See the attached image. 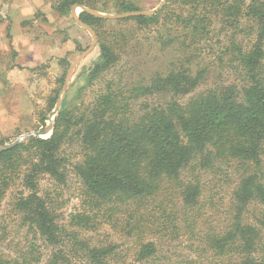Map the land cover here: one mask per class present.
<instances>
[{"label":"trees","instance_id":"1","mask_svg":"<svg viewBox=\"0 0 264 264\" xmlns=\"http://www.w3.org/2000/svg\"><path fill=\"white\" fill-rule=\"evenodd\" d=\"M99 4L110 14L139 11L136 0L52 8L72 16ZM79 19L97 33L88 82L109 73L140 31L155 28L157 42L192 52L144 84L105 81L92 102H63L48 139L0 152V215L12 193L7 215L31 236L11 248L1 220L0 264H264V0H165L152 15L116 22L135 27L127 34L86 11ZM207 43L233 55L239 84L197 92ZM158 96L166 100L134 114L137 97ZM70 145L80 150L71 170L78 203L60 223L53 198L67 184ZM44 179L52 189L41 190Z\"/></svg>","mask_w":264,"mask_h":264},{"label":"rangeland","instance_id":"2","mask_svg":"<svg viewBox=\"0 0 264 264\" xmlns=\"http://www.w3.org/2000/svg\"><path fill=\"white\" fill-rule=\"evenodd\" d=\"M136 2L139 11L143 12L159 11L164 6L163 0ZM52 5L53 0H0V22L3 32L2 44L0 42V96H2L0 147L16 141L22 142L29 137H39L33 133L51 127L48 134L39 137L48 139L52 135L54 121L63 102H67L69 106L82 102L88 104L102 91L105 81L118 80L127 87L144 84L146 78L152 75L154 77L156 73L166 70L165 66L169 63H178L177 59L192 52L190 49L177 48L178 44L164 46L157 42L158 34L155 28L150 29L151 31H140L137 32V40L133 39L130 42L129 48L121 55V60L109 73L88 82L87 77L99 56L97 33L87 25L93 34L79 26L71 15L60 16L53 10ZM93 11L102 15H115L110 14L112 11L105 10L101 4ZM80 12L81 8L75 10L77 18ZM120 20L124 19L108 21L115 23L111 24L113 25L111 28L123 32L122 34L135 29L131 23H116ZM7 33L11 35L7 36ZM161 35L165 36V33L161 32ZM93 38L96 40L95 46L80 59L93 44ZM222 47L223 44L217 43L202 45L200 50L203 60H199L208 70V74L205 82L197 88V92L223 83H240L236 73L230 70L233 55H221ZM165 100V97L159 96L137 97V100L132 102V109L135 115H139L144 111L146 103L154 106ZM59 101L61 102L59 109L55 112ZM79 151L75 145L66 148L69 161L67 169L70 173L67 184L61 190L62 193L54 195L53 198V202L56 201L57 213L60 215L58 216L60 223L66 221L78 203L75 194L78 181L71 170L80 160ZM201 176L202 179L206 178L204 173ZM40 188L43 191L52 189V186L44 179L40 181ZM11 202L12 193L4 200L0 221L5 220L4 223L8 224V244L12 248L18 241L31 240V236L22 227L19 217H8ZM101 231H106V228ZM96 236L97 234L88 235L91 241H95ZM111 236L107 239L111 240L114 237ZM48 251L44 250V254L47 255Z\"/></svg>","mask_w":264,"mask_h":264},{"label":"water","instance_id":"3","mask_svg":"<svg viewBox=\"0 0 264 264\" xmlns=\"http://www.w3.org/2000/svg\"><path fill=\"white\" fill-rule=\"evenodd\" d=\"M164 4H165V0H163L162 6H163ZM77 8H81L82 11H86V12L90 13L91 15H94V16H96V17H99V18H102V19H106V20H119V19H126V18H129V17L137 16V15H152V14H154L155 12H157V10H154V11H149V12L136 11V12H131V13H122V14H115V15H102V14L96 13V12H94L93 10H90V9H86V8H82V7H74V8H73V11H72L73 19L76 21V23H77L79 26H81V27L87 29V30H88L90 33H92V34H93V31H91V29H90L89 27H87L85 24H83V23L79 20V18L76 17V15H75V10H76ZM95 44H96V40H95V38H93V44H92L91 47L88 49V51L84 52V53L80 56V59L83 58V56H84L85 54H87V52H89V51L93 48V46H95ZM74 66H75V65H74ZM72 69H73V67H72ZM72 69H71V70H72ZM71 70H70V72H69V76L71 75ZM69 76H68L67 80L69 79ZM60 103H61V102L59 101L58 104L56 105V107H55V112L59 109ZM50 131H51V127L48 128V129H45V130H39V131H37V132H35V133H33V134H34L35 136H39V137H40V136H42V135L48 134ZM16 144H17V141L14 142V143H12V144H9V145H4V146L0 147V152L5 151V150H7V149H9V148H11V147H13V146H15Z\"/></svg>","mask_w":264,"mask_h":264},{"label":"crops","instance_id":"4","mask_svg":"<svg viewBox=\"0 0 264 264\" xmlns=\"http://www.w3.org/2000/svg\"><path fill=\"white\" fill-rule=\"evenodd\" d=\"M10 30H11V27H10ZM10 32V31H9ZM2 34H3V32H2V25H1V22H0V42H1V39H2ZM9 35H11L10 33H7V36H9ZM4 39L6 38V36L4 35V37H3ZM1 44H2V42H1ZM10 71V70H9ZM12 71V70H11ZM7 77L9 78V80H10V77H9V74L7 75ZM7 78V79H8ZM5 81H6V79H5ZM2 96H0V103L2 102Z\"/></svg>","mask_w":264,"mask_h":264}]
</instances>
